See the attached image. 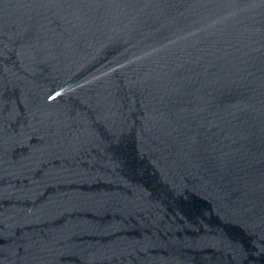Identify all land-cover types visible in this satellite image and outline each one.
Here are the masks:
<instances>
[{
	"label": "water",
	"instance_id": "1",
	"mask_svg": "<svg viewBox=\"0 0 264 264\" xmlns=\"http://www.w3.org/2000/svg\"><path fill=\"white\" fill-rule=\"evenodd\" d=\"M0 264H264V0H0Z\"/></svg>",
	"mask_w": 264,
	"mask_h": 264
}]
</instances>
